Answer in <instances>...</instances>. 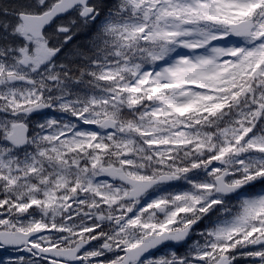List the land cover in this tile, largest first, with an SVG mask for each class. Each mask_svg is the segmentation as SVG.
Returning a JSON list of instances; mask_svg holds the SVG:
<instances>
[{
    "label": "snow or ice",
    "instance_id": "snow-or-ice-1",
    "mask_svg": "<svg viewBox=\"0 0 264 264\" xmlns=\"http://www.w3.org/2000/svg\"><path fill=\"white\" fill-rule=\"evenodd\" d=\"M0 264H264V0H0Z\"/></svg>",
    "mask_w": 264,
    "mask_h": 264
}]
</instances>
